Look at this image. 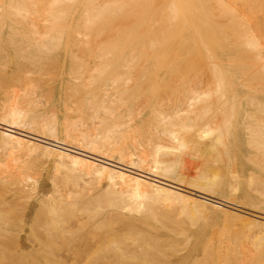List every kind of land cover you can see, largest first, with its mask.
Instances as JSON below:
<instances>
[{"label":"bare ground","instance_id":"obj_1","mask_svg":"<svg viewBox=\"0 0 264 264\" xmlns=\"http://www.w3.org/2000/svg\"><path fill=\"white\" fill-rule=\"evenodd\" d=\"M259 11L264 12V0H0V58L4 55L9 69L21 70L19 82L27 83L0 101V144L15 142L51 160L65 180L59 188L62 178L52 176L55 188L51 182L46 191L42 181L36 186L28 178L19 208L0 206V264H153L147 251L139 252L150 247L139 236L131 246L120 238L107 248L90 244L105 229L113 230L111 220L138 231L145 219H155L151 205L157 203L189 215L200 236L214 212L264 230V213L233 206L243 203L235 195L243 182L254 178L264 188V14ZM28 74H38L37 81ZM57 89L63 94L62 119L78 117L74 126L57 123L52 108ZM91 126L94 135L79 133ZM100 150L112 154L99 155ZM127 155L131 162L124 160ZM189 159L195 161L191 168ZM102 180L104 188L97 184ZM246 194L249 206L264 203V195ZM256 197L262 203L255 206ZM20 211L37 221L31 245L16 242ZM86 229L89 234L76 242L78 230ZM225 230L219 234L230 232ZM207 237L204 244L211 247L214 238ZM207 245L205 258H211ZM184 263V255L168 262Z\"/></svg>","mask_w":264,"mask_h":264},{"label":"rangeland","instance_id":"obj_2","mask_svg":"<svg viewBox=\"0 0 264 264\" xmlns=\"http://www.w3.org/2000/svg\"><path fill=\"white\" fill-rule=\"evenodd\" d=\"M257 14L258 15H262V14H264V12L263 11H261V12L259 11V12H257ZM3 36H5V34ZM2 43H4V42H2ZM4 44H3V46H4ZM0 70H2L1 72H3L0 75L4 76V78L2 80H0V82H2V87L0 88V101H8L7 100V97L9 95V93H10L9 90H12V92H15V91L18 92L20 89L19 88L17 89V87H18V85L20 83H21L20 85H22V86L25 85V84H27V83H25L26 82V78L21 79L22 82H19L20 78H22V77L18 78L17 75H18V73L21 70L9 69V67L7 66V61H6V58L4 57V55L0 58ZM23 75L26 76V74H24V73H23ZM29 75L30 74H28V77L27 78H30V77L33 78L32 77L33 75L30 76V77H29ZM34 75L35 76H34L33 79H35L36 77L38 78V76H37L38 74H34ZM31 81H32V79H31ZM35 81H37V80L35 79ZM29 82H28V84H29ZM22 86L21 87L19 86V87L22 88ZM19 93H20V91H19ZM62 95H63L62 92L57 89L56 92H55V99L57 101H56V103L52 107V108H55V111L54 112H55V114H56V116L58 118L57 119V123H59L60 125L64 121L63 120L64 119L63 118L64 117V115H63L64 105L62 104L61 100H58V98L59 97H62L63 98ZM46 108H47V105L43 107V109H46ZM71 118H73V117H71ZM74 118H76V117H74ZM69 119H70V117L68 118V120H67V118L65 119V121H64L65 122V125L64 126H66V124H67V126L69 124H72V125H69V126H74V123L78 119V117L76 119H72L74 121L71 120L73 123H71V121L69 122ZM77 121H79V119ZM76 123H75V125H76ZM89 128L87 130H85L84 128H81L80 127L79 133L85 131L86 133H89L90 135L91 134L94 135L95 134V131L94 130H93L94 132L92 131V126L89 127ZM77 130H79V129H76L75 132ZM79 133L77 132L78 135H79ZM57 135L60 138H62L64 136L61 130L58 131V134ZM78 135H76V138L77 139H79L81 137V136H78ZM80 135H82V134H80ZM114 150L115 149L111 150V152H113ZM102 151H103V149H102ZM102 151H101V153H99V155H105V156H107L109 154V152H106V151L105 152L108 153L107 155H106V153L105 154H102L103 153ZM108 151H110V150H108ZM118 151L119 150H117L116 152L119 153ZM111 152H110V155H108V156H111V154H112ZM120 152H121V150H120ZM144 152H146V150L145 151L143 150V153ZM113 153L115 154V152H113ZM137 153H139V152H137ZM39 156L37 154L29 151L25 147L19 146L15 142H13V143H11V142L10 143H1L0 144V193L1 194L4 193V196H0V197H4L5 198V199L0 198V206H2L4 204V205L14 206L15 207V205H17L18 208H19V206L21 205V202H22V199L20 198V195L22 193V185L23 184L28 185L27 184L29 182L28 181V178H30L32 180L33 184L36 185V186H38L39 183H40V181H42V183H44V185L46 187L45 188L46 191H48L50 189L51 182H52V184H54V188H55V182H56V180L59 181L58 179L62 178V175H61L62 170H60V172L59 171H56L55 168H53L54 167V163L51 160H48V159L46 160L45 157H40L39 158ZM129 156L130 155H127L128 158L126 156L123 157L124 160L127 161L126 159H129L130 158ZM131 158L132 159H137V158H135V156H133ZM112 159L116 160L113 157H112ZM128 162H131V159H129ZM144 164H141V165L144 166V167L145 166H147V167L149 166L148 165L149 163L148 164L147 163H144ZM189 164L190 165H188V166H190L189 168H191V166L193 164V161L192 160L190 161V159H189ZM194 165H195V161H194L193 166ZM55 172H58L59 174L57 175V173L55 174ZM222 172L224 173V171H222ZM52 173H54L58 177L56 178V176L53 175ZM59 175H61V176H59ZM52 176H54V179H56L55 181H51V180H54L52 178ZM219 177H221V176H219ZM50 178H51V180H50ZM60 181H59V183H57V186L59 188H63L64 182H65V180H64V174H63L62 181L61 182ZM90 181H89V183H90L89 185H91V183H92V181L91 182ZM97 184L99 185L100 188H104L106 186L105 180H102V181L98 182ZM250 184L243 182V184L240 185L239 190L236 191L235 195L238 196V199L241 198L240 201L243 200L242 201L243 203L238 202V201H235L236 203L237 202L239 203V204L237 203L238 206L234 202H233V204H234L233 205L232 204V201H229V200H226V199H222V198H220V199H222L223 200L222 202H224V203H226V202H227V204H230L231 203L230 205H233V206L238 207V208H241L242 207L241 209H244V210L250 211V212L259 211L260 213H258V214L263 215V213H264V205L263 204L264 203L262 205L261 204L258 205L259 202L262 201V198L261 199L259 197L253 198V199H255L254 200L255 206L258 205L256 207L249 206L250 204H253L251 202V200L248 199L249 197H247L246 200L244 198H242V196H245V195H243L244 191L248 192V194L253 195V196L254 195H261V196L264 195V191H263L264 188L259 185V183L257 182V180H255L253 178V183H252V180H251ZM181 185H184V186H182L184 189H187L189 191H193V190H191L192 189L191 187H190V189L187 188L188 185H186V184H181ZM92 186H89V187L91 188ZM95 186H96V184H95ZM256 187H258V188H256ZM36 189H38V187ZM254 189H256V190L259 189V190L256 191ZM253 191H255V193ZM51 192H49V193H51ZM193 192H195V191H193ZM195 193H197V192H195ZM248 194H246V196H249ZM239 205H240V207H239ZM154 206H156V207H154ZM151 207H152V211L154 212L153 214L155 215V219H153L154 222L151 221V220H149V219H145L142 222V224H139L138 225V231L137 230H133V226L132 225H129L130 227L127 226V225H125V227H124V224H122V223L120 224L119 222H115V220H111L110 218L109 219L107 218L108 220H106V222H107L106 224H108V223H110L112 221H113L114 224L118 223L117 224L118 229H117V226L116 225H113V223H111V226L113 225L115 227H111L110 226V229L113 228V230H108L109 229L108 228V225H110V224L106 225L107 226L106 228H108V229H105V231H107L108 233L105 232L104 235H102L103 233H100V235H98L100 239L97 242H92L90 244V246H94V247H96V246L99 247L100 246V247H106L107 248L110 245V243H112V241L114 239H116V238L117 239L120 238L121 240H125L126 246H131V244H132L131 242L133 241V238H136V237L139 236L136 239H143L147 243H149L148 245H150V247H149L150 249L149 248L143 249V250H141L139 252L145 253L147 251L145 257H147V256L150 257V258L147 257V261H152L153 264H155V263L156 264H168L169 261L175 260L177 257H179L181 255H184L185 256V263L184 264H200V263H204V262H205L204 264H206L207 262H208V264H212V262H215V264H219V262H220V264H225L224 262H226V264H264V248L262 249V247H264V246L261 245V243L264 244V239H263L264 238V236H263L264 235V230L262 228H259V227H258L259 229H257V227H253L252 228L250 225H245V223L243 222V220L241 221L240 219H238L237 217H235L233 215H230V214L229 215L228 214H225L224 215V214H221V213H215L214 212V213H212L211 216H208L209 219H208V227H207V230L204 233H202L201 236H200L198 234V232H197L198 227L196 225L194 226L190 222L191 220H190V218H188L189 215L188 216L187 215L185 216L184 214H181L179 212V208L177 209V206H175V207L173 206L175 208L174 209L170 205L168 206V203L165 202L163 204L162 203H157V205L156 204L155 205L153 204V205H151ZM245 207L248 208L249 210L246 209ZM163 208H164V212L165 213L164 212L162 213ZM159 209H161L162 211L159 210ZM227 209L232 210V209H230L228 207H227ZM260 210L262 211V213H261ZM34 212H36V210ZM170 212H172V214ZM15 213H16L15 220H17V213L18 212H15ZM177 213H178V215H177ZM37 214L38 213L36 212L34 214V217ZM190 214H191V216H193L192 213H190ZM162 215H163V217H162ZM170 215H173L174 216L173 217L174 219ZM10 216L12 217V220H14V214H10ZM167 217H169L171 220H169ZM183 217H184V219H183ZM175 218L180 223H177V220L174 221ZM179 218H181V219H179ZM185 219H186V221H188L187 222L188 224H191V225H189L191 227H189L187 225ZM2 220L5 221L6 220V217L5 218L3 217ZM181 220H183L182 222H184L186 225L182 224ZM17 221H19V223H20V225L17 228H19L20 230H22V233L19 234L18 238L16 239V242L17 243L23 242V243H26L28 245L33 244L34 243V240H35V236L34 235L37 233V231L35 230L34 223L37 222V221H33V220L30 221L29 219L24 218V216L22 214V211H20V217L18 218ZM108 221H110V222H108ZM171 221L172 222H175L176 224L175 223H171ZM166 222L167 223L170 222V223L167 225ZM5 223H11V221L9 220V221H6ZM160 223H164V224L162 225ZM174 224L176 226H174ZM120 225H121V227H120ZM147 225H149V229H151V230L154 229V230L153 231H150L148 229V226ZM160 225H162V227L163 226H165V227L162 228ZM214 225H215V227H214ZM151 226H152V228H151ZM177 226L181 230H183V231L180 232L181 230L178 229ZM247 226H249V227H247ZM1 227H4V224L0 225V230L3 229ZM88 227H91V226H88ZM127 227H129V228H127ZM166 227H167L168 231H170V232H168L165 229ZM124 228H125V230H124ZM130 228H132V229H130ZM224 228L227 229V230H225ZM228 228H230L231 230H229ZM87 229H91V228H87ZM87 229H86V231L78 230V234L80 235V238L76 242H79V241H82L83 240L84 235L88 231ZM127 229L128 230L130 229L132 231H130V230L128 231ZM155 229H157L158 231L155 230ZM177 229L179 230V232H178ZM219 229H222V230H219ZM91 230H90V232H91ZM139 230L141 232H139ZM171 230H173V232H175V233H173ZM223 230H225L226 232H229V231L230 232L228 234L226 233L225 235L223 234L221 236L219 233L221 231H223ZM183 232H185V233H183ZM87 234H89V231H88ZM95 234L97 235V233H95ZM178 234H181V236L179 237ZM211 234H212V236H211ZM150 235H152L151 236L152 238L150 237ZM197 235H199L200 237L198 236V238L196 239L195 237ZM208 235H209V237H212V239L213 238L215 239V240L214 239L212 240L213 242L211 243V247H210V244L209 245L206 244L208 246V250H209V248H211L210 250H212L211 251L212 253H210V250L209 251L208 250L206 251L207 253L209 252V254H212L211 255L212 256L211 258H210V255H208L211 262L209 261L208 256H207L208 259L205 258V249L203 247V245L206 246L204 243H206V241H207L206 240V237ZM141 236H143L145 238H142ZM147 236H149L148 237L149 239L147 238ZM189 236H190V238H192L193 241H190V242L187 243L185 239H187ZM225 236L228 237L229 239L226 238ZM262 236H263V238H262ZM154 237H155V239H154ZM157 238H159L160 240L157 239ZM259 238H261V242H259V243H260V245L262 247H260V245L258 244V240H260ZM146 239H148V240H146ZM152 239L154 240V242H153ZM162 239H164V240L162 241ZM166 239H167V241H166ZM168 239H170L169 242H168ZM207 239H208V237H207ZM262 239H263V242H262ZM156 240L157 241H160L161 243H163V242H165V243L161 244L160 242H158V245H157ZM171 240H172L173 243L174 242H177L176 244L174 243L175 244L174 245V248H173V243H172V245L170 244L171 243ZM179 240H182L184 244L182 243V241H179ZM218 241H219V244L221 243L220 246L218 245ZM232 241H234L237 244H235ZM151 243H152V245H151ZM168 243L172 247L170 245H168ZM164 244H165V246H164ZM154 245L157 246V248L159 247L158 248L159 250ZM161 245H163L164 247L161 246ZM181 245L185 246L186 248L183 247V246H182L183 248H181L180 247ZM258 245H259V247L257 249L256 246H258ZM176 246H177V248H175ZM151 248H153V249H151ZM163 248H164V252H163ZM155 249L157 251H155ZM176 249H178L177 252H176ZM167 250H168V252H167ZM172 250H173V255H171L172 254ZM169 251H171V254H170ZM214 251H216L215 252L216 254L217 253H221L223 256H221V254H217L216 255L214 253ZM157 252H159L158 253L159 255L156 254ZM262 252H263V254H262ZM163 253H164L165 257H167V258H165L163 256ZM168 253H169V256L167 255ZM176 253H178V254H176ZM154 254H156V255H154ZM153 255L156 258H151ZM160 255H162V256L160 257ZM157 256H159V257L157 258ZM215 256L217 258H218V256L219 257L221 256V257L217 260L215 258ZM169 257H171V258H169ZM222 258H224V259L226 258V259L225 260L224 259L222 260ZM155 259H158V260H155ZM205 259H207L208 261L205 260ZM201 260L202 261L204 260V261L202 262ZM215 260L217 261V263H216ZM199 261H201V262L199 263Z\"/></svg>","mask_w":264,"mask_h":264}]
</instances>
